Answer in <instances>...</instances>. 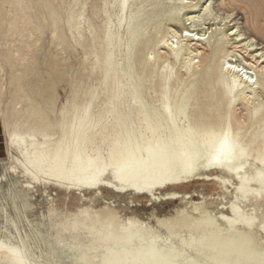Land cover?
Wrapping results in <instances>:
<instances>
[{
    "label": "bare ground",
    "instance_id": "bare-ground-1",
    "mask_svg": "<svg viewBox=\"0 0 264 264\" xmlns=\"http://www.w3.org/2000/svg\"><path fill=\"white\" fill-rule=\"evenodd\" d=\"M44 1L51 6L52 40L61 46L67 40L56 27L57 5ZM108 3L116 13L115 19L109 15L105 22L106 37L99 33L94 45L92 38L86 41L97 30L98 21L93 18L100 7L95 1L86 16L80 10L82 19L73 37L77 42L76 34L81 36L77 44H67L68 49H75L67 68L56 58L50 65L48 57L52 73L42 76L45 85L36 78L27 80L43 70L33 66L38 61L36 52L3 54L13 87L8 90L0 82V137L4 136L0 146L5 144L6 151V158L0 157V264H11L7 248L23 250L30 264H78L84 255L95 259L97 253L91 249L99 233H111L122 241L132 238L137 245L141 243L138 233L150 238L154 231L171 236L173 242H178L177 237L195 236L206 239L210 256L239 249L246 242L259 252L264 243V189L252 178L264 156V46L259 47L256 37L232 22L234 10L244 3L255 13L251 18L254 31L264 32L261 5L256 0H222L226 10L219 13L213 0ZM116 38L124 47L121 53ZM229 64L243 71L236 72ZM92 76L96 90L76 97L70 122L61 129L54 113L55 87L65 81L86 85ZM149 122L164 129L175 123L216 133L230 128L245 150V166L240 173L201 168L186 180L163 183L146 184L141 179L138 186L137 182L121 185L109 169L106 182L95 187L51 181L33 167L41 155L54 154L61 142L66 150L69 145L74 149L77 139L85 166L90 158L110 162L114 152L126 151L130 136L133 144L139 141L141 146L151 140ZM238 176L249 178L246 194L238 191ZM56 188L55 195L65 197L61 207L50 193ZM76 190L79 194L74 196ZM108 192L128 195L134 209L110 207ZM38 194L43 199L40 205L35 201ZM171 203L177 206L170 211L156 207ZM148 206L150 212H140ZM224 217L234 222L229 224ZM245 218L255 223L251 227L235 223Z\"/></svg>",
    "mask_w": 264,
    "mask_h": 264
},
{
    "label": "snow or ice",
    "instance_id": "snow-or-ice-1",
    "mask_svg": "<svg viewBox=\"0 0 264 264\" xmlns=\"http://www.w3.org/2000/svg\"><path fill=\"white\" fill-rule=\"evenodd\" d=\"M227 67L233 68L236 72L243 71L231 64ZM168 115L171 117V109H168ZM149 129L152 138L144 146H141L139 141L133 144L130 136L125 145L126 151L114 152L110 162L102 161L100 157L90 158L85 166L82 145L77 139L74 149L69 145L66 150L64 143L61 142L54 154L49 152L41 155L38 161L33 162V167L38 168L43 176L51 178V181L64 182L70 187H95L106 182L105 174L109 169L121 185L137 182L138 186L141 179L146 184H154L157 180L163 183L166 180H186L195 176L201 168L219 167L226 168L229 172L240 173L245 166V150L237 138L233 137L230 128L216 133L191 127H178L175 123L164 129L149 122ZM258 164V172L252 179L264 189V156L259 159ZM35 178L38 182L39 176ZM237 178L241 180L238 191L246 194L249 191L247 187L249 178L247 176ZM223 219L229 224L234 222L227 217ZM235 223H245L251 227L255 221L245 218ZM144 230L149 231L146 226ZM98 235L100 238L91 249L97 253V258L92 259L84 255L78 264H264V243L261 244L259 252L251 242H246L239 249L219 256H210L206 250L211 246L206 239L198 240L195 236L188 239L177 237L178 242H173L171 236L162 237L154 231L150 232V238L138 233L141 243L137 245L132 238L122 241L113 238L111 233L108 236L103 233ZM6 250L10 253L11 264H30L23 250L18 248Z\"/></svg>",
    "mask_w": 264,
    "mask_h": 264
},
{
    "label": "rangeland",
    "instance_id": "rangeland-1",
    "mask_svg": "<svg viewBox=\"0 0 264 264\" xmlns=\"http://www.w3.org/2000/svg\"><path fill=\"white\" fill-rule=\"evenodd\" d=\"M53 4L57 5V13L55 18L57 20L56 27L59 30L60 35L67 40V42L63 43L61 46H56L52 40L51 28H53V20L50 18L49 9L50 5L45 3L44 0H0V68L4 66V71L0 70V82H5V88L12 89V85L9 84L10 81V69L5 65L3 54H6L9 50L12 52H20L25 53L36 52L35 54L38 57V61H35L33 66H39V71L42 68L41 72L32 73L28 77V81H34V78L39 79L43 84L45 78L48 73H52L51 66L52 61L56 58L59 63L62 62V67L64 69L67 68V65L72 62L70 59V53L75 51V49H68L67 44L72 42L74 45L79 42L78 38L81 34H76L77 42L73 37V33L77 30L79 25L77 24L80 16V10L83 9L84 16L86 13L90 12V5L96 1L97 5L100 7V11L98 15L94 17V20L98 21V24L95 25V30L90 37L86 38V41H89L92 38L90 44H96L95 36H98L99 33L104 38L106 37V26L105 22L108 20V16L115 19V7L113 4H109V0H52ZM222 0H213V7L215 12L223 13L225 12V8L221 5ZM229 2V0H226ZM261 5L262 9L260 14H262L261 25L264 27V0H256ZM108 3V4H107ZM235 20L232 22H237L239 28L245 31L248 35H252L256 37L258 42L260 43L259 47L264 46V32L258 33L253 29V23L251 22V18L255 13L249 12L248 9L245 8V4H239L234 10ZM25 17V18H23ZM82 19V18H80ZM11 22H13L11 24ZM230 23V24H232ZM39 26L40 29L37 28ZM26 27V28H25ZM64 33V34H63ZM121 38V37H120ZM120 38H116L114 43L117 45V50L119 53L124 49ZM52 40V42H51ZM38 41L36 44L35 42ZM104 44V42H102ZM30 44V47L28 46ZM29 47V48H28ZM31 51H30V50ZM34 50V51H33ZM52 53V55H51ZM50 54V55H49ZM68 56V57H67ZM49 57V63H48ZM67 57V58H66ZM69 59V60H68ZM62 60V61H61ZM124 63V60H122ZM44 65V66H41ZM49 65V66H48ZM50 67V68H49ZM49 69V71H48ZM43 71V74H42ZM46 74V75H45ZM49 74V75H50ZM44 76V77H42ZM43 78V79H42ZM43 82H42V81ZM95 79L92 76L89 79V83L83 85L81 83H72V82H62L58 83L55 87V92L57 93V99L54 106L56 122L60 125L61 129L66 127V125L70 122L71 113L75 108V99L77 96H81L84 98L87 92H94L96 90ZM44 82L43 85H45ZM97 95V93H95ZM0 128V134H1ZM2 139V140H1ZM0 141L4 142V136L0 137ZM0 157L6 158L5 144L0 146ZM2 172L0 166V173ZM198 189H201L202 186H196ZM208 190L211 186L207 185ZM59 190L51 189L50 193L55 197V205L61 207L62 200H65L63 195L56 196L55 194ZM79 194V190L75 191L74 196ZM108 197L111 198V201L108 203L110 207L114 208L115 206L120 207L123 210H128L129 212L134 209V207L130 203V197L126 194H116L113 192H108ZM151 197V196H148ZM40 198V199H39ZM70 203L72 207L76 208V201L73 200L74 197H70ZM43 199L38 194L36 197V203L40 205ZM68 200V198H67ZM144 205L145 202H143ZM177 206V203L165 204V205H157L158 209H163L166 211L173 210ZM151 208V206H148ZM151 210H141V213L150 212Z\"/></svg>",
    "mask_w": 264,
    "mask_h": 264
}]
</instances>
